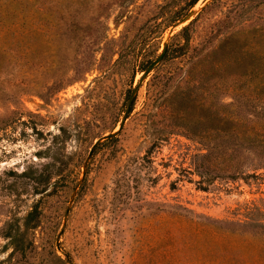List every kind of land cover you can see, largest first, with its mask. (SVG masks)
I'll return each instance as SVG.
<instances>
[{
  "label": "rangeland",
  "instance_id": "1",
  "mask_svg": "<svg viewBox=\"0 0 264 264\" xmlns=\"http://www.w3.org/2000/svg\"><path fill=\"white\" fill-rule=\"evenodd\" d=\"M189 1L0 0V264H264V158L224 139L207 167L184 137L143 144L158 136L149 87L168 64L88 159ZM5 236L29 245L10 255Z\"/></svg>",
  "mask_w": 264,
  "mask_h": 264
},
{
  "label": "trees",
  "instance_id": "2",
  "mask_svg": "<svg viewBox=\"0 0 264 264\" xmlns=\"http://www.w3.org/2000/svg\"><path fill=\"white\" fill-rule=\"evenodd\" d=\"M199 1L190 0L188 8L177 13V21ZM212 6H217V15L210 16ZM260 8L261 14L256 12ZM252 19L260 23L245 26ZM169 42L158 66L168 64V68L149 87L155 96L152 111L158 116V136L146 138L143 144L154 150L172 136L184 137L206 148L207 167L216 165L217 156H212L224 139L264 158V0H210ZM225 97L232 103L224 104ZM40 216L33 207L24 227H38ZM5 239L10 255L23 254L29 245L18 236Z\"/></svg>",
  "mask_w": 264,
  "mask_h": 264
},
{
  "label": "water",
  "instance_id": "3",
  "mask_svg": "<svg viewBox=\"0 0 264 264\" xmlns=\"http://www.w3.org/2000/svg\"><path fill=\"white\" fill-rule=\"evenodd\" d=\"M208 2V1H207ZM206 2V3H207ZM205 3V4H206ZM199 13V10L195 11V10H191L189 13L186 14V16H184L180 22H178L177 24H175L171 31H170V37L172 36L173 32L179 28V27H184L186 26L188 23H190ZM180 28V29H181ZM179 29V30H180ZM166 52H167V43H165L160 51V54L157 56V58L152 61L145 69V71L142 73L138 83L136 84V86L131 90L129 96H128V99H127V103H126V108H125V111H124V114H123V117L119 123V127H118V130L115 131V132H112L111 134L109 135H106L100 139H98L94 144L93 146L91 147L90 151H89V154H88V159L93 155V153L95 152V150L98 148V146L104 142V141H110V140H113L115 138H117V136L120 134V132L122 131L130 113L132 112L133 110V107H134V103L138 97V94L141 90V88L143 87L144 83L146 82V80L148 79L149 75L153 72V70L155 68H157L162 62L163 60L165 59V56H166ZM87 159V160H88ZM68 212L69 210L67 209L66 212H65V216H64V225H63V228L61 230V233L63 232L64 230V226H65V221H66V218H67V215H68ZM59 237H57V240H56V246H58V240H59Z\"/></svg>",
  "mask_w": 264,
  "mask_h": 264
},
{
  "label": "bare ground",
  "instance_id": "4",
  "mask_svg": "<svg viewBox=\"0 0 264 264\" xmlns=\"http://www.w3.org/2000/svg\"><path fill=\"white\" fill-rule=\"evenodd\" d=\"M180 28H181V27L177 28L176 30L178 31ZM176 30H175V31H176ZM169 35H170V34H169ZM140 77H141V75L137 77V80H136V81H138V80L140 79ZM118 127H119V126H118ZM118 127H117V129H116L115 131L118 130Z\"/></svg>",
  "mask_w": 264,
  "mask_h": 264
}]
</instances>
